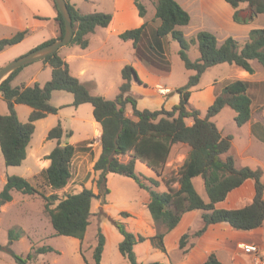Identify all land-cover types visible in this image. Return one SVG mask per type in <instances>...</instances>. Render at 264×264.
Instances as JSON below:
<instances>
[{"label":"trees","instance_id":"16d2710c","mask_svg":"<svg viewBox=\"0 0 264 264\" xmlns=\"http://www.w3.org/2000/svg\"><path fill=\"white\" fill-rule=\"evenodd\" d=\"M57 12L56 21L60 35L40 45L38 48L49 45L62 39L65 26L62 15L58 11L55 0H51ZM72 0H66L74 28V36L69 46H79L82 49L89 47V35L97 28H107L112 21V14L82 13ZM87 1V0H86ZM234 10L233 20L238 24H247L259 15L264 16V0H225ZM139 15L144 17L147 9L141 0H133ZM242 4H247L246 10H239ZM155 18L160 21L155 38L160 41L171 37L180 46L179 55L187 70L193 71L188 83L179 88L180 103L171 111L140 110L137 107V98L131 92L134 79L142 83L135 68L128 64L122 69L123 84L114 100L103 96L92 95L88 87L71 74L69 64L61 57L60 51L43 60L44 64L52 69V78L45 85L35 84L32 87H13V78L23 69L11 74L1 85L0 95L5 100L9 114H0V148L7 167L21 166L27 158V148L35 132V122L49 115L57 114L58 108L50 104L52 95L56 91H63L73 95V106L83 104L93 106L94 119L102 128V153L93 169L99 172L95 181L98 195L92 189L84 188L77 194H71L60 200L57 194L45 196L27 179L21 176H10L0 192V208L13 200V192L24 195H39L45 200V212L57 236H67L83 242L88 227L91 224L92 201L100 197L103 205L108 202L110 194L108 176L120 175L133 179L138 186L150 195L148 211L157 226L165 228L152 239L158 249L166 252L164 238L175 229L182 217L191 211L203 212V227L193 236L199 237L214 224L227 223L236 231L251 232L264 225V181L263 172L259 169L238 168L233 156L227 155L232 147V136L223 137L217 126L211 121L225 107L236 113L235 122L242 127L252 118V98L249 94L251 84L237 80L227 84L219 93L215 101L206 111L205 117L201 112L190 107V97L193 88L197 87L203 74L220 64L234 65L249 74H254L253 62L264 67V29H254L249 33V40L243 45L229 37L218 46L217 37L209 32H199L192 39L187 40L180 27L188 26L191 22L189 13L175 0H155ZM146 25L141 28L128 30L120 35L123 41H133L137 56L145 60L146 64L163 73H170L171 68L164 56L152 57L142 50L140 44L145 34ZM27 31L19 32L15 36L0 41V53L7 47L20 43ZM192 45H198L200 58L192 61L188 51ZM151 48V47H150ZM35 49V50H36ZM24 104L32 109L27 123L18 119L16 105ZM131 114H128V108ZM192 124L189 125L188 121ZM73 133L66 134L68 138ZM65 132L58 124L48 133V140H56V148L45 157L50 162L43 171L48 186L54 191L65 189L72 178V161L76 154L87 153L88 143L71 145L63 143ZM65 145V146H63ZM185 145L189 148L186 158L178 170L177 177L166 179L162 171L168 163L173 147ZM128 157L127 162L122 159ZM140 162L150 168L158 178H163L167 188L161 193L156 189L160 182L155 179L144 178L136 173V163ZM202 178L205 185L208 201L197 191L194 185L195 178ZM252 180L255 184L254 200L240 209H219L216 205L224 201L230 192L241 187L246 181ZM177 184L174 188L173 185ZM57 203L56 206L55 203ZM54 206V207H53ZM122 216L129 217L126 212ZM123 236L119 244V251L130 264H138L134 247L143 243L146 238L136 236L128 231L124 225L114 222ZM20 233L9 232L10 244H0V251L8 252L17 264H28L36 254L53 252L52 247H41L29 253L26 258L17 255L12 249L13 241L20 237ZM191 234L181 237L179 246L185 249ZM105 248V237L100 232L98 244L94 249L95 264H101ZM86 264L87 261H85ZM161 264V263H152ZM205 264H222L215 254H212Z\"/></svg>","mask_w":264,"mask_h":264},{"label":"rangeland","instance_id":"374dc122","mask_svg":"<svg viewBox=\"0 0 264 264\" xmlns=\"http://www.w3.org/2000/svg\"><path fill=\"white\" fill-rule=\"evenodd\" d=\"M175 1L186 10L191 17L189 26L185 28L184 36L187 40L192 39L199 32H202L199 31V28H202L205 29L203 31L212 33L217 37L218 46H221L229 37L243 45L249 40V33L251 30L264 29L263 15L255 17L247 24H238L234 22L233 16L235 10L227 4L225 0ZM141 2L147 9V14L145 16L150 24H148V27H151L155 25L157 21L154 17L155 0H141ZM82 5L86 12L108 14V12H111L112 0H89V2H84ZM247 8V4H242L239 10H246ZM7 33L8 31L5 30L4 34ZM147 40L149 41L146 48L149 49L151 45L152 57H160V55H163L164 60L169 63L171 68L172 73H166V75L162 77L161 86H168L170 90H172L171 92L185 86L194 72L186 69L179 55L180 46L178 42L171 37L166 38L164 40L166 52H164L162 48L159 49V51L157 50L158 48L153 44L154 39L150 40V38H148ZM135 50L133 41H123L120 37H112L103 50V53L106 55L108 54L110 56L109 58L114 61L110 62L109 65L106 64L107 66L103 69V72L101 71L99 74L101 81H99L96 86L88 88L90 93L92 95L103 96L108 100H114L119 94V87L122 84L121 70L125 65L134 61ZM188 55L192 61L199 60L200 52L198 45H192L188 51ZM117 59L118 61H116ZM253 64L257 67L259 75H263L264 67L257 62H253ZM43 65L44 62L39 61L23 67L13 78L11 85L13 87H22L35 84L32 78L39 69L40 72L36 75V82L44 85L51 79V69L49 67L46 69L40 68ZM119 67L120 69H118ZM236 71L239 70L234 65L220 64L214 66L203 74L198 86L201 87L209 81L215 80V78H217L216 76L237 79L238 75ZM109 81L110 83H114L115 86L110 92L107 90ZM73 102L74 97L70 93L63 91H56L53 93L50 104L59 109L58 113L49 115L45 119L35 122V132L27 151L29 157L26 158L22 166L7 167L0 148V192H2L8 177L21 176L27 179L34 187L43 193V195L50 196L52 194H57L60 200L68 195L77 194L84 188L92 189L94 193L98 195L95 184L97 179H94V181L91 179L90 158L82 172L78 173L75 168L76 164L73 165L72 171L74 174L68 186L60 191H54L48 186L43 171L40 172V163L36 159V156L50 153L56 148L57 141L48 140L47 136L49 131L58 124H61L65 132L63 142H67L71 145L85 143V139L93 132V127L91 126V122L94 121L93 106L91 104H83L75 107L73 106ZM15 109L20 122L27 123L32 109L24 104H17ZM227 111L230 115H234L235 113L231 108H228ZM0 114H9L8 106L1 95ZM223 116L224 114L219 117L216 116L212 118L211 121L215 124V122ZM227 123H230L227 127L229 131L232 127H234L235 130L239 127L231 116ZM222 126H224L222 122H219L218 127L222 128ZM245 129L246 128H243V131H245ZM69 132L73 133L70 138L66 136ZM244 142L245 144L247 143L243 135V144ZM183 154L186 153L185 148L182 146H178L173 150L172 156H170V160H173V164H166L162 171V176L164 178L170 179L177 177L178 170L182 166L180 156ZM77 155H79V153ZM122 160L127 161L128 157H124ZM48 165L49 162L47 161V166ZM136 173L144 178L157 179L155 173L142 163L136 164ZM159 181H161V183L156 190L161 193L166 192L165 184L162 180ZM109 189L110 194L106 198L108 202L106 205H103L99 196L92 201L91 224L87 229L83 242L76 238L56 235L50 219L45 212V200L42 196H30L19 192H13V200L0 208V244L3 246H8L10 244L9 232L13 230L21 235L17 240L13 241L10 247L17 255L23 258H26L29 253H33L36 249L41 247H52L54 249L53 252L34 255L33 259H31L28 264H86L85 261H87L88 264H95L93 253L98 244L99 233L101 232L105 237V248L101 264H130L119 251V244L123 240V236L114 222L121 223L128 231L131 230L134 232L136 230L137 220L124 217L122 213L131 212L132 203L135 202V200H139V193H144V191L141 192V188L133 179L120 175H115L111 179ZM57 203L58 202H56L54 206H56ZM99 221H101V223ZM159 230H163V227L160 226ZM140 234L142 235V233ZM146 249L147 244H144V242L138 243L134 247L138 264H146L145 262L150 258L151 260L158 261L164 257L163 254L158 252L151 255L149 258ZM0 264L17 263L8 252L0 251Z\"/></svg>","mask_w":264,"mask_h":264},{"label":"crops","instance_id":"0c3cea01","mask_svg":"<svg viewBox=\"0 0 264 264\" xmlns=\"http://www.w3.org/2000/svg\"><path fill=\"white\" fill-rule=\"evenodd\" d=\"M84 2H89V0H72L71 4L75 5L78 10L86 14L89 12L85 11V8L82 5ZM110 11L111 12H108V14H112L111 23L107 28H97L93 34L89 35L90 44L88 48L82 49L76 45H68L60 50V52H62L60 53L61 57L69 64L71 74L88 88L96 86L98 82L101 81V78H99L100 72H103V69L107 66L106 64L109 65L110 62L114 61L109 58L110 56L108 54L106 55L103 53V50L112 37H120L122 33L128 30L138 29L146 25L145 34L140 47L144 52L152 55L150 48L151 45L149 46V49L146 48L149 41L147 39L150 38V40L154 39L153 44L158 48L157 50L159 51V49H161V47L159 48V45L157 46L159 40L154 37L156 30L160 25V21L157 19L155 25L148 27L149 21L146 16L141 17L139 15L138 9L133 0H112ZM56 17L57 12L51 0H0V41L11 38L19 32H28L20 43L7 47L0 53V69L11 61L34 51L47 41L57 39L60 35V29ZM188 26L179 28L184 35L185 28ZM5 30L8 31L7 34H4ZM203 30L205 29L199 28V31ZM160 44L162 46V51L166 52L164 40L160 41ZM134 55L135 59L130 65L135 68L142 81V83L133 81L131 87L132 94L137 98L138 109H149L154 111L164 108L171 111L174 106L180 103V93L177 89L174 92H171L172 90L166 85L165 87H162V77L166 74L147 65L145 60L137 56L136 50ZM116 61H118V59ZM48 67L51 69V67L46 64L40 68L46 69ZM118 69H120V67ZM237 69L239 70L236 71L238 75L237 79L216 76L217 78H215V80H211L201 87L197 86L193 88L190 97V107L200 111L201 117H205L206 111L213 105L217 93H219L227 84L237 80L249 82L251 84L249 94L252 98L251 120L244 126L238 127V129H236L237 131L234 127L230 128L231 130L229 131L227 127L230 123L227 122L230 120V116L235 120L236 113L230 115L227 111L229 107H225L217 117L222 116L223 114L224 116L216 121L215 125L223 137L232 136L231 150L224 156V158L233 156L238 168L248 167L254 170H261L263 172L264 181V74L259 75V71L255 66L254 74H249L238 67ZM39 72L40 69L37 70L32 78L35 84H39L36 82V75H38ZM170 73L172 72L170 71ZM110 81L107 84V90L109 92L111 89L115 88L114 83H110ZM35 84L25 86L32 87ZM163 90H167L166 95L163 94ZM128 114H131L130 107L128 108ZM219 122H222L224 125L222 128L218 127ZM91 124L93 132L85 139V142L88 143L87 147L90 150L86 154H76L77 156L75 155L72 161V167L76 164V171H78V173L82 172L90 158L92 172L91 179L94 181V179H98L99 176V172H95L93 167L102 153V128L95 119ZM188 124L191 125L192 121L189 120ZM243 128H246L245 131H243ZM243 135L246 138V144L245 142L243 144ZM178 146L184 147L185 153H188L189 148L185 145H176L173 147V150ZM28 149L29 147L27 148V151ZM50 153L36 156V159L41 166L40 172L49 167L50 162L46 160L45 157ZM186 154L180 156L182 164L186 158ZM28 157L29 155H27V158ZM47 161L49 162L48 166ZM167 164L172 165L173 160L169 159ZM73 174L72 171V175ZM114 176V174L108 176V186ZM157 180L159 181L162 179L157 177ZM159 182L161 183V181ZM194 185L203 199L208 201L203 179L200 177L195 178ZM173 187L176 188L177 184H174ZM142 191H144V193H139V200H135V202L132 203V211L126 212L130 215L129 218L137 220L136 230L134 232L131 230L129 231L136 236L141 235L140 233L144 235L143 237L146 238L144 244H147L146 253L149 258L151 255L158 252L164 255V257L158 261L148 258L149 260L145 262L146 264H205L212 254H215L222 264H264V225L251 232H242L234 230L227 223L214 224L211 225L204 234L195 237L193 234L203 227V212L201 211H191L186 213L177 227L166 234L164 238L166 252L161 251L156 247L151 238L156 236L159 232H164L165 228L160 231L159 226H157L151 218L148 211L150 195L147 191L141 189V192ZM255 194V184L252 180H248L241 187L230 192L227 198L224 201L219 202L216 207L225 210L240 209L250 204L254 200ZM99 222L101 223V221ZM187 233L191 234L192 237L189 239L187 247L181 249L179 246L180 239ZM247 244L257 245L260 248L259 255L246 254L241 249V246Z\"/></svg>","mask_w":264,"mask_h":264},{"label":"water","instance_id":"95a60500","mask_svg":"<svg viewBox=\"0 0 264 264\" xmlns=\"http://www.w3.org/2000/svg\"><path fill=\"white\" fill-rule=\"evenodd\" d=\"M58 11L62 15L65 34L62 39L36 49L14 61H11L0 69V85L14 72L32 63L43 61L47 57L57 53L63 47L70 45L74 36L73 22L66 0H55ZM134 81H137L134 79ZM65 146V145H63Z\"/></svg>","mask_w":264,"mask_h":264},{"label":"built area","instance_id":"2783aa9c","mask_svg":"<svg viewBox=\"0 0 264 264\" xmlns=\"http://www.w3.org/2000/svg\"><path fill=\"white\" fill-rule=\"evenodd\" d=\"M163 94H167V90H163ZM242 250L246 253V254H251V255H259L260 253V248L257 245L254 244H247V245H243L241 246Z\"/></svg>","mask_w":264,"mask_h":264}]
</instances>
